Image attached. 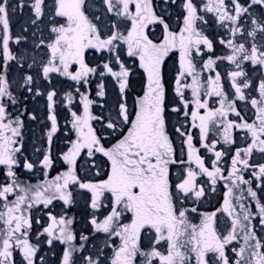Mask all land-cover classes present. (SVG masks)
Masks as SVG:
<instances>
[{
	"label": "snow or ice",
	"instance_id": "snow-or-ice-1",
	"mask_svg": "<svg viewBox=\"0 0 264 264\" xmlns=\"http://www.w3.org/2000/svg\"><path fill=\"white\" fill-rule=\"evenodd\" d=\"M56 242L59 264H264V0H0V264Z\"/></svg>",
	"mask_w": 264,
	"mask_h": 264
},
{
	"label": "rangeland",
	"instance_id": "rangeland-1",
	"mask_svg": "<svg viewBox=\"0 0 264 264\" xmlns=\"http://www.w3.org/2000/svg\"><path fill=\"white\" fill-rule=\"evenodd\" d=\"M25 2L27 4L28 0H25ZM10 3H14V4L19 3V0H10ZM29 15H30V12H29L27 7H25L23 10H20L19 8H17L15 15H13L11 18L12 30H13L14 34L20 33L22 28L27 26L26 22L28 20ZM209 31L213 35H215L216 32H218L220 30L216 29L213 26L211 29H209ZM28 35H31V33H28ZM13 47L15 48L16 45H13ZM129 63H131V62H129ZM168 63L170 65L172 62L169 61ZM228 67H229L228 65H221L218 70L221 73L226 74ZM250 68H251V65H249L248 68H246V71H249ZM249 74L253 80V84L258 85L259 78L262 75L261 70H257L256 72H249ZM132 80H133L134 86L139 85L138 78L136 76H133ZM54 84H55V81H54ZM227 85H228L227 81H225V86H227ZM55 86L58 88L60 87L59 84H56ZM109 102H111V97H109ZM32 103L33 104L31 105L30 108L36 110L35 114L37 115L38 119L36 121H27L26 120L27 127L25 130V140H26L25 148L27 149V151L30 152L29 153L30 155L33 154V156H31L30 158L35 159V155H34V151L32 150V147H33L34 143L41 141V139L39 140L38 138H39V136L41 138L43 136V132L45 130V123H42V121L46 120V116L44 114V110L40 107V105L43 103V100L41 98H37V101H33ZM60 126H61V132L58 133V136L62 137L64 135V127H65L63 119L60 120ZM240 136H241V134L238 133L236 135V139H237V143L241 145ZM54 145L56 148L54 155H56L58 153V151L63 148V141L60 139H57L55 141ZM221 147H225V146L220 145V146H218V149ZM26 149H25V155H26ZM230 156L231 155L228 154V156L225 157V163L230 162ZM255 159L259 160V156L257 155L255 157ZM58 167H59V163H57V165L55 166V169H57ZM55 174H56V172L53 173V176ZM22 179H24V178L22 177ZM221 187H222V185H221ZM221 187L219 188V186H218L217 193L216 194H210L209 197L203 202V204L199 206L201 211H211L215 207H219V204L222 203V196L221 195L223 193V187H222V191H221ZM217 200L219 202H217ZM56 208L60 210V207H56ZM73 208H74V210L69 212L68 214L75 216L74 227H75V230L77 231V233H79L80 231L84 230V227H85L84 213L87 211V209L85 208V205H84V202L82 199L79 200ZM75 212H77V213H75ZM35 217L39 218L37 215ZM45 217H46L45 215H42L41 218L46 223L47 217L46 218ZM33 239L35 240V237H33ZM101 242H102L101 239L90 241V243L88 244V248H91L93 243L100 244ZM41 248H42V251L39 253V255L45 257L47 264H59V255L61 254L62 248H63L62 245H59L58 242H56L55 247H53L51 250H49V247L46 244H42ZM85 254H87V253H85ZM37 264H39V257L37 258Z\"/></svg>",
	"mask_w": 264,
	"mask_h": 264
},
{
	"label": "flooded vegetation",
	"instance_id": "flooded-vegetation-1",
	"mask_svg": "<svg viewBox=\"0 0 264 264\" xmlns=\"http://www.w3.org/2000/svg\"><path fill=\"white\" fill-rule=\"evenodd\" d=\"M134 87H135L137 90L139 89V85H135ZM226 87H230V85H227ZM32 102H33V101H29V108H30L31 105L33 104ZM213 105L215 106L214 101H213ZM33 127H34V126H33ZM33 127H32V128H33ZM32 131H33V130H32ZM237 134H238V133H237ZM237 134H236V135H237ZM38 139L40 140L41 137L39 136ZM54 143H55V142H54ZM40 146H41V141H38L37 143H34V145H33V147H32V150L34 151V148H35V147L38 148V147H40ZM238 146H241V145L237 143V144L235 145V147H238ZM225 147H226V146H225ZM25 149H26V148H25ZM232 150L234 151V147H233ZM55 151H56V148H55V145H54V151H53V154H55ZM29 153H30V152L27 151V149H26V155L29 156V157L33 156V154L30 155ZM229 154L231 155V152H230ZM58 169H59V167H58L57 169L53 170V171L51 172V175H53V173L56 172V170H58ZM23 178L27 180V179H29V175L26 174V175L23 176ZM39 178H42V177H40L38 173H33V174H31V182L35 183L36 180L39 179ZM220 187H221V185H219V188H220ZM221 191H222V187H221ZM257 191H258V195H259V194H260V193H259V190H257ZM222 195H223V193H222ZM222 195H221V196H222ZM218 200H219V199H218ZM218 200H217V202H219ZM73 210H74V208H72L71 211H73ZM54 211H55L56 213H59V212H60V210L57 209V208H55ZM71 211H70V212H71ZM75 213H77V212H75ZM36 215H37L39 218H41L42 215H43V213H42V212H36V211L34 210V216H36ZM45 218H46V217H45ZM256 224H257V227H259L258 221H256ZM34 227H38V226L34 225Z\"/></svg>",
	"mask_w": 264,
	"mask_h": 264
}]
</instances>
